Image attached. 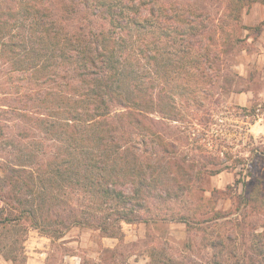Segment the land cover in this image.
I'll return each instance as SVG.
<instances>
[{"label":"rangeland","instance_id":"rangeland-1","mask_svg":"<svg viewBox=\"0 0 264 264\" xmlns=\"http://www.w3.org/2000/svg\"><path fill=\"white\" fill-rule=\"evenodd\" d=\"M163 1L188 13L203 38L191 54L179 37L158 39L149 33L136 42L153 104L144 111L147 129L136 134L128 128L119 143L131 138L125 143L126 158L146 179L135 200L139 205L133 207L141 221L120 222L115 236L91 226L59 228L61 236L51 231L55 228L44 234L0 226V264H264V251L261 255L257 249L258 242L264 243V235L257 236L264 231V2L244 6L235 20L226 0ZM64 3L45 4L57 16V5L67 7ZM64 16L68 31L86 26L79 12ZM44 68L21 72L0 59L3 164H35L30 139L21 153L8 140L19 146L17 136L25 130L42 137L32 121L19 118L17 108L32 116L45 112L34 105L51 90V71ZM42 142L41 161L54 146ZM242 182L252 194L248 204L241 198ZM120 188L133 195L132 185ZM68 191L60 194L65 208L80 205L78 211L92 222L98 205L88 195Z\"/></svg>","mask_w":264,"mask_h":264},{"label":"trees","instance_id":"trees-1","mask_svg":"<svg viewBox=\"0 0 264 264\" xmlns=\"http://www.w3.org/2000/svg\"><path fill=\"white\" fill-rule=\"evenodd\" d=\"M46 1L0 0V59L21 72L40 70L48 63L47 78L52 81L51 90L34 104L46 109L44 113L32 116L17 108L19 118L32 121L42 137L24 129L17 136L19 146L8 140L21 153L30 139L35 144V164L0 162L1 185L8 188L0 190V226L34 228L44 234H49L47 228H55L51 231L57 236L62 235L59 228L91 226L115 236L120 222L141 221L133 207L139 205L135 200L146 180L126 158L125 143L131 138L119 143L128 128L136 134L147 129L144 111L153 104L139 69L136 42L149 33L158 39L179 37L184 52L191 54L203 31L191 23L188 13L176 12L163 0H59L67 7L57 5V16ZM255 1L264 2L226 0L228 14L236 20L240 10ZM68 11L81 13L86 26L66 30L62 21ZM42 139L53 141L54 146L41 161ZM120 185H132L133 195ZM242 187L241 198L248 204L251 191L245 182ZM68 190L77 197L88 195L98 205L92 222L78 211L80 205L78 210L65 208L67 201L60 194L67 195ZM120 204L128 208L118 209ZM55 206L61 210L53 211ZM263 235L264 231L257 234ZM258 243L263 255L264 243Z\"/></svg>","mask_w":264,"mask_h":264}]
</instances>
